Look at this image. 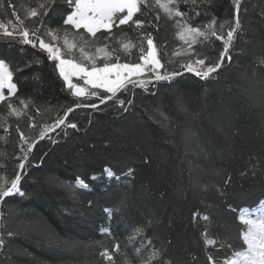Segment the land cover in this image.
<instances>
[{"label": "trees", "instance_id": "trees-1", "mask_svg": "<svg viewBox=\"0 0 264 264\" xmlns=\"http://www.w3.org/2000/svg\"><path fill=\"white\" fill-rule=\"evenodd\" d=\"M77 1L0 0V264H232L264 202V0H138L96 32ZM150 42L161 77L115 92L59 68Z\"/></svg>", "mask_w": 264, "mask_h": 264}, {"label": "rangeland", "instance_id": "rangeland-1", "mask_svg": "<svg viewBox=\"0 0 264 264\" xmlns=\"http://www.w3.org/2000/svg\"><path fill=\"white\" fill-rule=\"evenodd\" d=\"M138 0H78L77 8L71 15L69 22L77 27H85L90 32L102 28H111L112 17L115 12H125L121 23L128 22L138 9ZM199 33L192 28L184 36L191 38ZM59 68L67 83L79 95L88 94L91 89L99 88L115 92L128 83H142L150 79H158L161 62L158 51L153 42L147 57L137 64L115 63L107 66L88 68L78 62L63 59L60 55ZM16 85L5 64L0 60V100L6 93L13 95ZM106 174L112 176L108 169ZM78 186H86L82 180L76 182ZM17 187V186H16ZM12 187V191L16 189ZM264 202L257 208H243L240 219L246 224L243 238L247 248L238 252L232 264H264Z\"/></svg>", "mask_w": 264, "mask_h": 264}, {"label": "crops", "instance_id": "crops-1", "mask_svg": "<svg viewBox=\"0 0 264 264\" xmlns=\"http://www.w3.org/2000/svg\"><path fill=\"white\" fill-rule=\"evenodd\" d=\"M73 13H74V12H73ZM73 13H72V14H73ZM72 14H70V15L68 16V20H67L68 22H69V19L71 18V15H72Z\"/></svg>", "mask_w": 264, "mask_h": 264}]
</instances>
